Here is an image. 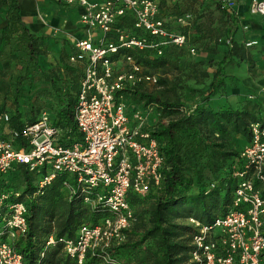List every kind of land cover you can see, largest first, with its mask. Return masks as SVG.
Listing matches in <instances>:
<instances>
[{
	"label": "built area",
	"instance_id": "obj_1",
	"mask_svg": "<svg viewBox=\"0 0 264 264\" xmlns=\"http://www.w3.org/2000/svg\"><path fill=\"white\" fill-rule=\"evenodd\" d=\"M216 1L230 11L236 0ZM83 7L80 23L85 36L77 39L70 63L85 62L84 77L74 112L80 139L66 144L62 129L48 114L34 121L20 118L18 127L0 113V177L23 164L37 178L36 191L18 199L20 193L0 189V264H25L13 246L28 229V202L46 185L59 179L58 192L74 208L94 216L82 221L71 236L56 227L45 239V250L57 245L82 264L88 253L100 252L103 262L121 264L109 249L124 239L134 219L129 195L144 197L160 185L164 158L151 135L148 110L127 103L124 92L138 83H155L157 76L141 73L132 50L150 48L158 55L163 47L182 46L185 35L165 25L159 0H60ZM250 11L264 15V0H251ZM130 14L134 30L119 31L115 24ZM185 23L186 18H179ZM246 29L247 27L244 26ZM114 31L115 37L108 34ZM246 47L256 45L246 41ZM193 53L194 49H190ZM116 54V59L111 55ZM264 91L248 93V99ZM236 185L224 214L204 224L196 218L187 223L196 230L189 252L192 264H260L264 251V121L250 124V139L232 168ZM41 252V256H44Z\"/></svg>",
	"mask_w": 264,
	"mask_h": 264
},
{
	"label": "trees",
	"instance_id": "obj_2",
	"mask_svg": "<svg viewBox=\"0 0 264 264\" xmlns=\"http://www.w3.org/2000/svg\"><path fill=\"white\" fill-rule=\"evenodd\" d=\"M201 2L213 3L219 11L228 15L219 2L204 0ZM0 5L6 8V24L1 31L0 41L17 34L24 44L27 60L37 64L41 54L39 48L41 41L28 29L21 15L18 0H0ZM163 17L167 28L172 32L185 35V43L182 46L163 47L160 55L150 48L132 50L136 62L141 66V73L154 74L157 80L155 83H138L124 92L129 105L133 104V100H139L147 106L154 105L161 118H167L166 121L154 122L149 129L151 135L157 140L164 158V173L160 185L144 197L131 194L128 198L132 205L138 204L141 198H151L147 205L140 207L138 213L133 209L134 219L124 230L127 250L133 252L138 248V252L141 253L135 257L134 264H192L189 261V252L192 249L196 230L187 222L181 224L176 220L179 218L187 220L191 217L204 224H210L215 217L226 212L237 182L232 176V168L239 163V153L250 139V124L258 120L264 121V99L261 96L248 99L245 94L241 103L236 105L241 108H235L229 103L217 108L206 104L218 93L225 92L226 80L230 79L226 69L230 64L238 63L237 61L246 64L252 62L246 51L248 47L245 44L240 46L232 39L226 41V51L219 60L213 62L215 68L211 75L203 72L202 75L209 76L210 81L206 88L197 93L193 104L186 106V103L179 98L163 99L161 96L146 92L152 86H158L161 83L160 73L154 70L167 64L166 57L170 56L174 49L186 48L189 51L194 49L195 52V44L198 41L204 37L212 39L215 34L214 31L200 29V23L196 24L199 17L190 11L182 10L177 14L165 12ZM183 17L186 21L182 24L178 19ZM190 26L195 28V31L194 29L189 31ZM114 27L119 31L134 30V34L139 32L134 28V18L130 14L120 17ZM229 34L230 30L226 32L227 36ZM108 37L114 38V31L109 33ZM73 50L72 45L71 51L66 56L67 63L63 64L66 73L70 75L63 88L57 87L56 82L50 76H46L59 104L54 118L49 114L48 116L62 129L66 144L80 139L74 112L84 77L85 62L70 63L68 58ZM212 52L215 53L214 50ZM117 57L116 54L111 55L113 60ZM0 90H6L5 84L0 85ZM2 112L9 114L12 127L21 125L16 123L20 118L28 122L37 118L26 116L18 110L10 112L0 108V113ZM230 133H240L244 136V142L240 148L231 149L230 145L226 144ZM37 178L35 172L28 171L23 164H17L13 170L0 177V189L18 191L20 193L18 199L23 200L26 195L36 191ZM58 187L59 179H55L44 187L43 192L35 200L27 204L28 229L24 236L17 237L13 242L16 250L23 255L25 264H61L63 259L65 261L63 264H77L74 258L62 251L60 245L45 250V239L56 227L54 206L58 201L70 205L77 216L78 214H81V217L84 216L85 220L82 219V221L92 218L94 220L95 217L87 214L85 208L84 210L74 208L70 202L60 196ZM204 200L209 202L204 203ZM72 217L73 215H70L69 225L57 229L58 234L66 236L73 234L82 221L79 222V219ZM1 237L0 235V241ZM132 241L134 243L130 244ZM113 248L111 247L108 251L111 258L116 261ZM43 251H45L44 256H41ZM58 253L64 258L60 257L56 260L55 255ZM99 253H88L84 262L86 260L102 262ZM260 264H264V251L261 254Z\"/></svg>",
	"mask_w": 264,
	"mask_h": 264
},
{
	"label": "rangeland",
	"instance_id": "obj_3",
	"mask_svg": "<svg viewBox=\"0 0 264 264\" xmlns=\"http://www.w3.org/2000/svg\"><path fill=\"white\" fill-rule=\"evenodd\" d=\"M0 8H2L1 12L5 15L6 19V8L2 5H0ZM58 22L57 20H53L51 26H42L40 30L34 31L31 25H28L25 21L30 32L39 37L41 41L39 45L41 54L38 57L37 64L27 60L24 44L17 34L10 35L8 39L0 41V85L5 84L6 86V90H0V108H4L10 112L18 110V112H22L26 116L38 117L42 113H46L54 118L59 104L56 94L51 88L50 82L46 76H50L56 82L57 87L63 88V85L66 84L70 76L66 73L63 64L65 62L67 63L66 56L72 49V41L69 39L70 34L68 30L63 27L60 28ZM218 38L216 43H212L209 47L202 48L203 46H196L194 54L186 48L174 49L171 55L166 57L167 64L154 70L160 73L161 83L158 86H152L146 92L161 96L163 99L173 100L179 98L186 103V106L193 104L197 97V93L201 89L206 88L210 81L209 76L204 77L202 75L203 72H207L208 75H211L215 68L213 62H216L217 59L212 55V57H208L201 62H196V60L202 49H206L209 52L211 51L210 53L213 54L212 51H215L217 42H220ZM234 64L235 63L230 64L226 71L230 72V70L234 68ZM229 76L230 79L226 80V86L228 84L231 86L237 85V79L231 74ZM251 91L253 90H247V92ZM132 103L135 107L138 106L148 110V116L149 114L156 116L155 120L148 117L150 125L159 120H167L166 117L161 118L154 105L147 106L139 100H133ZM240 103L241 101L235 104H229L235 108H241V106L236 107V105ZM211 137L213 138L212 135ZM227 138L228 141L226 144L230 145L231 149L240 148L244 142V136L240 133H230ZM150 201L151 198L149 197L141 198V203L133 204V209L138 213L140 207L147 205ZM205 202L209 201L204 200V203ZM54 208L56 215L54 220L56 229L58 230L64 225L70 224V215H73L72 218L79 219V222L82 221V219L85 220L84 216H80L81 214L77 216L70 205L62 204L58 201ZM82 210H84V208ZM176 221L181 224L187 222L184 218H179ZM125 239L119 241L120 245L116 244L113 246V255L116 261L121 264H134L135 257L141 255V253L138 252V248L133 252L128 251L125 247V243L127 242V239ZM132 243H134V241L130 242V244ZM55 256L56 260L63 257L59 253ZM64 262L63 259L61 264ZM82 264L106 263L103 261L86 260V262Z\"/></svg>",
	"mask_w": 264,
	"mask_h": 264
},
{
	"label": "crops",
	"instance_id": "obj_4",
	"mask_svg": "<svg viewBox=\"0 0 264 264\" xmlns=\"http://www.w3.org/2000/svg\"><path fill=\"white\" fill-rule=\"evenodd\" d=\"M161 2L162 13L177 14L178 12L190 11L196 17V24L200 23V29L206 31H214V37H204L198 41L195 46L209 47L212 43H216V38L220 42L216 44L215 53H210L206 49H202L196 62L212 57L217 59L226 51V41L232 39L238 45L244 46L249 40L256 41L257 44L247 48L252 62L246 64L236 61L234 68L227 72L237 79V85L228 84L223 94L218 93L211 98L208 106L217 108L226 103L235 104L244 98L245 94L257 93L264 91V15L254 14L250 11L251 0H236L232 10L227 11L228 15L219 11L213 3H203L201 0H159ZM19 7L21 5V15L28 25H32L36 21H41V26H51L53 20H57L60 28H64L69 32V39L74 42L85 36L86 28L80 23V15L83 7L79 4L64 5L60 0H18ZM25 8V12H23ZM0 8V32L5 26V15ZM229 17V18H227ZM57 26V25H56ZM244 26L247 28L245 29ZM192 26L188 28L191 31ZM230 30L229 36L226 32ZM216 60V61H217ZM234 60V61H235ZM247 90H253L247 92ZM150 118L156 119L155 115L149 114Z\"/></svg>",
	"mask_w": 264,
	"mask_h": 264
},
{
	"label": "bare ground",
	"instance_id": "obj_5",
	"mask_svg": "<svg viewBox=\"0 0 264 264\" xmlns=\"http://www.w3.org/2000/svg\"><path fill=\"white\" fill-rule=\"evenodd\" d=\"M25 11H26L25 8H23V12H25ZM41 25H42L41 21H36V22L32 25V29H33L34 31H38V30H40V28L42 27Z\"/></svg>",
	"mask_w": 264,
	"mask_h": 264
}]
</instances>
